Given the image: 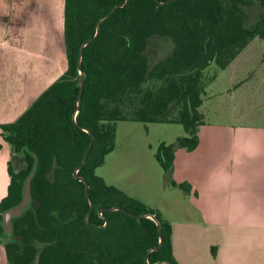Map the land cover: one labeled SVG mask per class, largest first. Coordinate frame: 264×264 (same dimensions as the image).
<instances>
[{"label":"trees","instance_id":"obj_1","mask_svg":"<svg viewBox=\"0 0 264 264\" xmlns=\"http://www.w3.org/2000/svg\"><path fill=\"white\" fill-rule=\"evenodd\" d=\"M256 2L264 8V0H66V71L15 121L0 124L11 148L0 244L7 238L2 214L22 200L35 155L39 159L31 203L12 219L11 240L3 244L9 264H180L171 223L108 184L97 169L115 149L119 121L178 123L186 135L162 143L155 154L171 185H178L172 181L175 151L196 148L199 127L208 122L205 71L215 63L231 74L251 41L264 39V13L249 21ZM162 40L168 48L160 56ZM90 132L92 146L80 167ZM149 215L162 227L159 249L158 224Z\"/></svg>","mask_w":264,"mask_h":264},{"label":"crops","instance_id":"obj_2","mask_svg":"<svg viewBox=\"0 0 264 264\" xmlns=\"http://www.w3.org/2000/svg\"><path fill=\"white\" fill-rule=\"evenodd\" d=\"M65 2L0 0V124L15 121L66 71ZM229 125L202 124L196 148L175 151L178 185L165 180L170 207L161 214L172 225L180 264H264V125ZM1 132L0 202L11 157ZM107 157L97 173L112 184L98 172ZM4 249L0 263L9 264Z\"/></svg>","mask_w":264,"mask_h":264},{"label":"rangeland","instance_id":"obj_3","mask_svg":"<svg viewBox=\"0 0 264 264\" xmlns=\"http://www.w3.org/2000/svg\"><path fill=\"white\" fill-rule=\"evenodd\" d=\"M261 13H264L262 6L257 2L251 4L249 21L252 22ZM156 47L162 56L168 45L162 40ZM243 68L245 72L241 70ZM228 72L215 63L205 71L203 110L206 120L236 128L264 125V39L252 40L231 65V74ZM237 72L242 75L240 87L235 81ZM185 135L183 125L178 123L119 121L115 149L106 156L105 166L98 172L108 182L134 194L129 195L156 209L166 218L169 212L166 210L170 207L167 200L170 188L167 187L164 169L155 154L162 143L172 144L178 137ZM252 144L259 145L257 141ZM252 149L255 151L254 147ZM249 165L257 168L253 161Z\"/></svg>","mask_w":264,"mask_h":264},{"label":"water","instance_id":"obj_4","mask_svg":"<svg viewBox=\"0 0 264 264\" xmlns=\"http://www.w3.org/2000/svg\"><path fill=\"white\" fill-rule=\"evenodd\" d=\"M127 1L128 0H126V2ZM117 7L118 6H116L115 8H113L107 14V16L108 15H111ZM107 16L101 18V20L98 22L97 32H96L95 36L98 33V30H99L101 21L103 19H105ZM95 36L91 40H93L95 38ZM85 45H86V43L83 44V46L81 47L80 59H79V63H78L79 70H80V86H81V92H82V89H83V86H84V79H85L84 73H83V71L81 69V61H82V58H83V53H84V47H85ZM81 92H80V95H81ZM78 102H79L78 103V106H79V104H80V96H79V101ZM90 134H91V142H90L89 148L87 149V151L84 154V157L82 159V162H81L80 167L85 163L86 157H87V154H88V151H89L90 147L92 146L93 135H92L91 132H90ZM38 165H39V159H38V156L35 155V161H34L33 167H32L30 173L27 175V177H26V179L24 181V190H23V198H22V200L18 204H16V205L10 207L9 209H7L2 214V216H3L2 217V224H3V227H4V232L7 235V238L2 241V244H5L6 242H8V241L11 240L12 231H13L12 219L15 218V217H17V216H20L25 210H27V208L29 207V205L31 203V200H32L31 183H32V179H33L34 175L36 174V172L38 170ZM77 172H78V169L75 171L74 175L79 178V175L77 174ZM84 183H85V188H86L87 196H89V183L86 180H84ZM90 203H91V209H92L93 208V204H92V202H90ZM149 217H151L152 219H154L157 222V224H158V231H159V235H160V241H159V244L155 247V249H159L161 247V245H162V242H163V239H162V227H161V224L155 218L154 215H149Z\"/></svg>","mask_w":264,"mask_h":264}]
</instances>
